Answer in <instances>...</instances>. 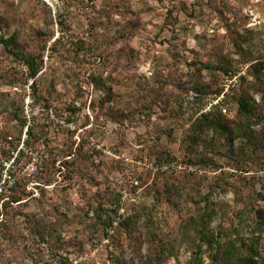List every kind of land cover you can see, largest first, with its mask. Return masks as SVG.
<instances>
[{"label": "rangeland", "instance_id": "374dc122", "mask_svg": "<svg viewBox=\"0 0 264 264\" xmlns=\"http://www.w3.org/2000/svg\"><path fill=\"white\" fill-rule=\"evenodd\" d=\"M0 39V264H264V0H0Z\"/></svg>", "mask_w": 264, "mask_h": 264}, {"label": "built area", "instance_id": "2783aa9c", "mask_svg": "<svg viewBox=\"0 0 264 264\" xmlns=\"http://www.w3.org/2000/svg\"><path fill=\"white\" fill-rule=\"evenodd\" d=\"M240 76L241 74L235 75L232 73H228L224 76L220 84L221 92L220 95L217 96L218 100L223 99L224 97L229 95L234 89H237L239 87Z\"/></svg>", "mask_w": 264, "mask_h": 264}, {"label": "trees", "instance_id": "16d2710c", "mask_svg": "<svg viewBox=\"0 0 264 264\" xmlns=\"http://www.w3.org/2000/svg\"><path fill=\"white\" fill-rule=\"evenodd\" d=\"M0 42L3 44V45H6L7 43H6V41H4V40H2V39H0ZM26 62V61H25ZM28 64V63H27ZM29 69H30V67H29ZM30 70H32V73H31V76H34L35 75V70L33 69V67H31V69ZM224 75H222V77H223ZM220 92H221V89H219V92H218V94L216 95V97L217 96H219L220 95ZM1 195H3V193H0ZM100 220V219H99ZM106 220V224H107V226H110V225H112V220L110 219V218H107V219H105Z\"/></svg>", "mask_w": 264, "mask_h": 264}]
</instances>
